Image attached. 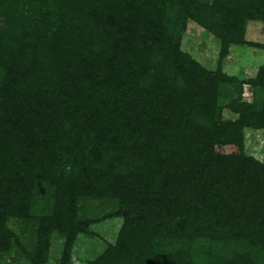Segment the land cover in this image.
<instances>
[{"label":"trees","instance_id":"16d2710c","mask_svg":"<svg viewBox=\"0 0 264 264\" xmlns=\"http://www.w3.org/2000/svg\"><path fill=\"white\" fill-rule=\"evenodd\" d=\"M248 18L264 0H0V251L9 218L38 257L53 230L69 246L76 202L100 196L135 209L86 264H264V162L243 150L245 128L264 140V94L240 101L220 69ZM192 30L220 41L214 71L181 49ZM246 83L264 91V67ZM233 235L238 251L211 245Z\"/></svg>","mask_w":264,"mask_h":264},{"label":"rangeland","instance_id":"374dc122","mask_svg":"<svg viewBox=\"0 0 264 264\" xmlns=\"http://www.w3.org/2000/svg\"><path fill=\"white\" fill-rule=\"evenodd\" d=\"M180 46L207 70L214 71L219 65L221 43L212 34H206L204 30L182 33ZM262 67H264V20L248 18L244 23L242 42L229 44L226 54L221 58L220 69L225 75L245 82L241 85L240 101L260 106L263 89L246 82L254 78ZM233 90L234 87H232V93L236 95ZM231 99L232 97L222 95L221 92L218 96L216 104L220 108L222 119H232L238 115L229 107ZM243 137L245 154L262 164L264 162L263 131L245 128ZM233 149L232 147L224 148L225 152L233 151ZM50 165H47L48 172H51L49 179L53 178L55 173L52 170L49 171ZM55 168L56 165L53 169ZM40 186V192L44 194L51 192V188L44 183ZM126 199L123 207L119 209L114 204L115 200H106L100 196L80 198L76 202V216L81 221V226H84V231L78 232L69 246L65 245V237L56 230L51 231L46 236V253L43 256L38 253L40 259L35 255V251L39 250L35 226L24 219L9 218L6 223L12 232L9 244L11 248L0 251V264H86L94 260L106 250L109 244L116 242L125 215L135 209L134 200ZM45 205L42 201L40 209ZM242 243V240H238L237 236L233 235L219 243L212 240L211 245L219 248L220 251L224 246L226 251L235 252Z\"/></svg>","mask_w":264,"mask_h":264}]
</instances>
